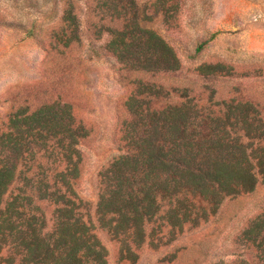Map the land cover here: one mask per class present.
Segmentation results:
<instances>
[{
	"label": "rangeland",
	"instance_id": "374dc122",
	"mask_svg": "<svg viewBox=\"0 0 264 264\" xmlns=\"http://www.w3.org/2000/svg\"><path fill=\"white\" fill-rule=\"evenodd\" d=\"M115 4L0 0V128L23 107L37 111L55 103L70 106L87 134L79 145L74 189L100 227L97 178L120 154L130 97L144 94L160 109L181 103L174 92H187L203 106L212 100L242 107L237 113L238 143L246 152L240 149L232 159L239 168L226 175L232 189L211 183L200 190L202 197L189 199L198 204L188 219L157 216L142 225V232L132 230L131 237L121 230L118 238L114 228L129 224L111 225L116 217L108 216L107 228H97V235L107 264H264V237L249 243L242 237L264 214V0H123L119 8L129 13L121 19L114 15ZM65 10L74 21L62 22ZM73 23L78 26L75 34ZM150 34L172 50L177 69L139 72L118 48L130 38L142 46ZM71 36H76L74 42L64 48L61 40ZM134 49L129 48L131 53ZM245 107L247 126L241 123ZM44 208L51 214L52 208ZM123 240H129L125 247ZM126 246L132 254L122 253ZM12 258L7 248L0 264H11Z\"/></svg>",
	"mask_w": 264,
	"mask_h": 264
},
{
	"label": "trees",
	"instance_id": "16d2710c",
	"mask_svg": "<svg viewBox=\"0 0 264 264\" xmlns=\"http://www.w3.org/2000/svg\"><path fill=\"white\" fill-rule=\"evenodd\" d=\"M122 1L113 0L118 19L129 13L126 7L119 8ZM74 20L65 10L62 22ZM73 26L75 34L78 26ZM75 38L62 39L64 48ZM135 42L121 41L118 48L139 72L178 68L176 56L156 34L142 46ZM208 43L203 42L197 52ZM129 48L136 49L131 53ZM174 94L181 103L160 109L144 94L129 98L130 119L120 131V154L97 178L95 214L100 227L74 189L81 163L79 145L87 134L71 107L55 103L37 111L23 107L12 112L0 128V255L10 248L11 264L17 259L19 264H107L97 228H107L108 216L121 219H113L111 225H130L114 228L118 238L121 230L131 237L132 230L138 227L142 232V225L157 216L163 220L168 213L188 219L187 213L198 204L189 199L202 197L200 190L211 183L232 189L226 175L239 169L232 159L236 151L246 152L238 143L237 113L242 107L212 100L203 106L187 92ZM248 113L245 107L243 126L248 125ZM44 206L53 209L51 214ZM242 237L247 243L263 239L264 214ZM128 241H121L124 247ZM124 247L122 253L132 254Z\"/></svg>",
	"mask_w": 264,
	"mask_h": 264
}]
</instances>
